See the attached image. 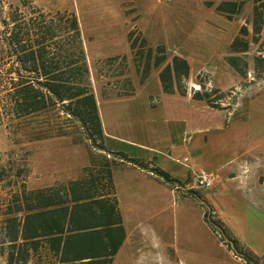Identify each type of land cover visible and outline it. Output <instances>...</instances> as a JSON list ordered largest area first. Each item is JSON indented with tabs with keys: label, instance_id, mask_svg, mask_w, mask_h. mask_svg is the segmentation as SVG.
Here are the masks:
<instances>
[{
	"label": "rangeland",
	"instance_id": "obj_1",
	"mask_svg": "<svg viewBox=\"0 0 264 264\" xmlns=\"http://www.w3.org/2000/svg\"><path fill=\"white\" fill-rule=\"evenodd\" d=\"M220 1L0 0L3 179L18 170H27L29 150L36 139L62 136L67 131L88 138L79 122L67 115L60 104L25 115L15 112L9 96L13 75L6 73L14 65V58L2 41L13 17L21 21L61 19L65 23L72 16L77 19L89 89L100 105L103 122L121 135L139 137L131 130L139 124L132 111L117 102L140 104V90H155L158 75L165 76L169 71L165 66L173 67L175 59H184L188 72L174 81L177 92L184 95L188 118L193 122L205 119L214 129H228L227 137L236 134L238 145L225 152L223 159L240 158L243 150L247 151L245 167L237 178L222 184L214 176L212 186L192 189L198 196L189 198L192 205L187 215H182V205L173 208L165 243L157 241L151 248L127 251L115 264H249L231 246L229 238L237 239L240 248L254 253L264 264V73L253 68V57L259 54L251 23L254 2L243 0L239 11L228 17L216 10ZM243 26L248 31L246 36L240 32ZM65 35L66 32L58 33L56 39ZM263 35L264 25L257 37L259 42ZM236 37L249 42L247 52H231L230 43ZM231 55L240 57L238 63L244 74L227 61ZM2 184L0 190L11 182ZM174 193L176 200L190 194L184 189ZM204 216L221 222L226 236Z\"/></svg>",
	"mask_w": 264,
	"mask_h": 264
},
{
	"label": "crops",
	"instance_id": "obj_2",
	"mask_svg": "<svg viewBox=\"0 0 264 264\" xmlns=\"http://www.w3.org/2000/svg\"><path fill=\"white\" fill-rule=\"evenodd\" d=\"M170 68V80L163 81L158 75L155 90H140V104L117 102L138 120L139 125L131 130L139 137H125L104 123L97 102L103 133L101 147L72 131L36 139L29 150L27 170L19 176L0 178L1 187L5 181L11 182L0 190V211L11 194L20 195L21 226L30 225L36 235L19 237L25 248L21 261H16L14 254L12 262L7 263L5 251L0 252V264H78L90 259L78 256L62 261V241L68 234L85 236L78 241L102 242L107 253L115 249L113 254L104 256L111 258L109 264H115L127 251L151 248L157 241L165 243L173 208L182 205L181 213L187 215L189 198H197L188 194L176 200L171 183L151 171V167L162 170L176 183H184L191 180V168L180 161L189 156L192 167L212 172L222 184L239 176L245 167L246 149L240 158H222L238 145L239 138L236 134L227 137L228 129L211 128L205 119L193 122L188 118L184 95L177 92L174 81L184 70L177 77L172 65ZM187 131L189 138L185 140ZM44 226L47 234H42ZM54 235H61L58 252L49 244Z\"/></svg>",
	"mask_w": 264,
	"mask_h": 264
},
{
	"label": "trees",
	"instance_id": "obj_3",
	"mask_svg": "<svg viewBox=\"0 0 264 264\" xmlns=\"http://www.w3.org/2000/svg\"><path fill=\"white\" fill-rule=\"evenodd\" d=\"M252 8V31L253 41L258 43L259 54L253 57V68L257 72L264 73V35L258 41L264 25V0H253ZM243 0H221L216 5V10L225 13L228 17L239 11ZM12 26L8 32L2 36V41L6 44L5 49L10 57L14 58V65L7 69L8 75H13L9 96L11 104L17 115H25L41 111L47 107L60 104L61 108L73 118L84 129L87 137L96 146H102L99 140L102 138V126L94 94L89 89V71L86 64L77 19L72 16L65 23L63 20L51 19L44 21L39 18H28L25 21L13 17ZM66 32L65 37L56 39L58 33ZM71 32V33H69ZM240 32L246 36L248 31L245 26L241 27ZM70 35V37L68 36ZM249 42L246 39L234 38L230 43L231 52H247ZM240 57L231 55L227 61L236 70L244 74L239 65ZM246 66V62H243ZM168 72L161 79L165 81L170 77V66L165 68ZM180 70L187 73V65L184 60L175 59L173 71L177 77ZM151 171L162 176L165 181L173 183L168 174L157 168H150ZM5 171L0 170V178L3 179ZM18 176L21 170L16 173ZM7 182L10 183L8 180ZM190 194L198 196L195 190H188ZM21 196L11 194L10 201L4 204L0 211V252L7 251V263L12 262L13 255L16 261H21L24 257V246L19 237L30 238L36 236L33 228L26 224L21 226V210L18 204ZM206 222L211 226L218 227L221 233L226 236L227 231L219 221H210L204 216ZM28 223V218L26 219ZM42 234H47V227H42ZM77 238L85 239L82 235H66L61 240V235H54L49 238L50 246L58 252V246L62 241L61 259L69 262L78 256H87L90 259L78 264H109L111 258L104 257L111 255L115 249L108 251L106 244L99 241H78ZM230 244L238 251L249 264H260L257 256L247 250L240 248L238 240L229 238ZM33 248L36 243H31ZM111 246H115L111 244ZM97 256V259L92 257ZM67 264V263H66ZM75 264V263H71Z\"/></svg>",
	"mask_w": 264,
	"mask_h": 264
},
{
	"label": "built area",
	"instance_id": "obj_4",
	"mask_svg": "<svg viewBox=\"0 0 264 264\" xmlns=\"http://www.w3.org/2000/svg\"><path fill=\"white\" fill-rule=\"evenodd\" d=\"M189 138V133H185V140ZM183 165L191 168V180L184 183H171L173 190L184 189L186 191L194 188H208L213 185L215 177L214 174L210 171H207L203 168L192 169L189 156H184L181 161Z\"/></svg>",
	"mask_w": 264,
	"mask_h": 264
}]
</instances>
